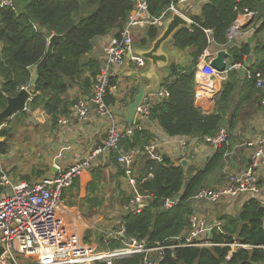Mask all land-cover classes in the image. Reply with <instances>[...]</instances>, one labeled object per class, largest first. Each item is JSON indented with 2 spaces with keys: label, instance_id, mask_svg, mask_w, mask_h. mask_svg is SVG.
<instances>
[{
  "label": "trees",
  "instance_id": "16d2710c",
  "mask_svg": "<svg viewBox=\"0 0 264 264\" xmlns=\"http://www.w3.org/2000/svg\"><path fill=\"white\" fill-rule=\"evenodd\" d=\"M170 4L171 0H150L152 16H161ZM133 8V0H15V7L0 9V111L6 107L9 96L31 86L33 68L45 56L49 38L53 34L62 36L33 88L28 110L8 121L7 127L1 128L0 124V156L11 151L16 133L26 130L30 112L43 109L53 124L58 125L59 118L69 115L77 100L70 98V91L78 87L82 93L90 92L100 65L92 57L94 40L118 34L128 22ZM245 9L256 13V21L264 18V3L260 0H209L200 15L190 16L193 21L191 27L182 28L173 37L171 49H191V52L187 63H177L172 59L162 72L163 84L170 95L154 107L152 118L169 137L215 136L226 127L229 141L243 106L254 100L257 107H261L264 91L257 88L254 80L246 74L242 77L236 70L223 82L222 91L212 108H201L196 102V69L204 50L210 45L205 30L213 31L215 44L226 45L228 29ZM161 32L160 27L147 26L136 38V47L149 49ZM259 32H264V23ZM227 50L230 64L244 65L255 54L256 60L250 70L264 74V40L255 46L247 40L239 47L227 46ZM139 90L133 91V97ZM153 138L151 132L141 128L124 144L127 148L139 146ZM230 148L229 144L217 148L203 168L175 166L168 156L161 163L147 162L143 173H153V177L145 181L141 189L154 194L156 200L142 214L126 218L128 236L155 244L169 243L170 238L182 234L188 226V217L193 213L192 197L206 187L215 171L223 168ZM1 169L0 162V172ZM107 170L103 166L93 172L86 195L79 200L86 216L96 214L105 206L114 181L118 180L121 188L123 172L120 169L116 173ZM80 190V181H76L69 192L78 199ZM179 193V204L171 210H163V202ZM77 202L71 205H78ZM221 219L224 234L216 230L212 234L217 245L167 250L165 264H263L264 208L261 203L251 200L238 215L225 214ZM235 241L250 247L230 254L231 247L224 244ZM110 246L115 248L119 243L114 242ZM140 261L141 257L135 256L118 260L115 264H140Z\"/></svg>",
  "mask_w": 264,
  "mask_h": 264
},
{
  "label": "built area",
  "instance_id": "2783aa9c",
  "mask_svg": "<svg viewBox=\"0 0 264 264\" xmlns=\"http://www.w3.org/2000/svg\"><path fill=\"white\" fill-rule=\"evenodd\" d=\"M260 1L264 3V0ZM189 2L190 0H171V4L161 16L154 17L150 12V0H133L134 8L124 28L107 39L103 47L104 59L100 62L99 73L89 94L75 101L71 113L61 116L58 120L61 128H67L73 122L84 123L93 117L99 118L105 124V136L101 144L93 147L85 157L76 158L69 165L60 168L59 172L48 173L34 182L16 181L12 173L2 167L0 247L4 245L5 250L0 255V264H115L118 260L135 256L141 257L140 264H165L167 250L217 245L212 234L215 230L224 234L223 222L205 214L200 208L188 217L186 230L170 238L169 243L149 244L146 239L139 240L128 236L126 226V218L129 215L142 214L145 208L156 200L154 194L141 189L142 184L153 177V173H143L147 162L161 163L168 156L173 165L179 166L182 160L187 158V148L193 143L203 140L215 152L217 148L228 143L229 133L224 127L215 136L179 139V145L184 148V155L178 159L169 154L170 147L174 144L172 137L159 140L154 135L153 140L129 148L124 144L125 140L132 139L138 129H146L147 124L155 121L152 118L154 107L170 95L169 89L162 83L158 91L146 93L137 106L140 124H130L126 121L124 113L135 97H127L125 89L115 83L114 79L127 63H132L136 71L144 70L148 66V61L135 52L136 29L147 26L162 28L173 13H178L193 23L185 9ZM13 7L15 0H0V9ZM255 15L256 13L248 9L238 15L227 31V44L220 46L222 50H227V46L239 47L242 37L248 34L242 26L241 17ZM205 32L210 44L214 43L213 31L207 29ZM209 48L204 50L196 69V102L199 107L210 108L209 105L221 93L223 82L231 72L239 68H243L248 78L256 82L257 88L264 91V74L250 70L254 62L244 65L228 62L226 71L219 73L211 66V60L217 54L212 53ZM203 64L207 70L202 68ZM260 112L264 122V97ZM7 122H3L1 128L7 127ZM241 146L252 151L246 169L230 173L222 187H204L197 191L191 199L195 207L201 204L210 207L232 203L240 196L251 195V198L260 202L264 208L263 189L260 185L264 172V133L246 140ZM110 164L115 165L116 172L117 169L123 172L131 193L121 200L123 219L116 227L104 232L100 249L84 242L77 223L67 221L61 206L63 197H66L65 194L72 189L76 181H80L81 185V178L85 175H91L92 180L94 171ZM180 197L179 193L168 198L163 202L162 209H173L179 204ZM114 242H118L119 246L111 248L110 245ZM224 245L231 247L230 254L238 249L250 247L236 241Z\"/></svg>",
  "mask_w": 264,
  "mask_h": 264
},
{
  "label": "crops",
  "instance_id": "0c3cea01",
  "mask_svg": "<svg viewBox=\"0 0 264 264\" xmlns=\"http://www.w3.org/2000/svg\"><path fill=\"white\" fill-rule=\"evenodd\" d=\"M209 0H190L187 5L186 13L190 17L191 15H200L203 6ZM256 15L252 24L245 30L248 34L242 37V42H248L255 46L260 40H264V32L260 33V27L264 23V18L260 21L255 20ZM250 17H241L242 26L247 24ZM145 28H137L135 32V38L139 37ZM110 36L98 37L94 40V48L92 52V57L102 62L104 59L103 47ZM168 52L170 54V61L174 59L177 63L185 64L190 58L189 54L191 49L187 50H177L175 48L171 49V42L167 45ZM212 53H216L222 48L212 43L209 46ZM2 46L0 45V51ZM255 54L248 58L246 64L255 62ZM134 65L132 63H127L115 77V83L119 84L127 92V97H133V91L137 88H142L148 86L150 81L146 78L130 77L127 75L128 72L134 71ZM147 66L144 70L148 69ZM143 71V70H141ZM141 71H138L139 73ZM163 69L158 70V74H162ZM246 74V73H245ZM241 75L242 77L245 75ZM161 82L163 83V74L161 76ZM2 86V80L0 79V90ZM87 93H82L80 88H73L69 96L71 99H79L83 96L88 95ZM76 100V101H77ZM214 102L209 105L212 108ZM209 108V109H210ZM248 110H247V109ZM244 115L240 114V119L234 130V135L230 137L227 144L231 146L226 158L224 160V166L222 169L215 171L206 182V188L222 187L226 183L227 176L233 172H240L246 169L250 163L252 151L249 148L241 146L246 140H250L256 135L264 133V122L262 121V116L260 108L257 107L254 100L250 104L243 106L245 110ZM28 110V109H27ZM26 130L20 133H16L14 138V146L7 155L0 157V162L2 167L8 169L16 181H36L41 177L49 174L59 172V169L65 167L71 163L72 160L76 158H82L87 155L88 152L92 150L93 147L102 143L105 136V124L99 120L97 117L91 118L89 121L84 123L73 122L67 128H61L59 125H55L52 119L43 109H37L30 112V118L26 120ZM39 126L43 128L45 133L43 145L45 152H40V145L36 143L32 147L30 146L29 139L33 138V133H28L27 131L32 127ZM25 129V128H23ZM146 130L155 135L159 140L169 137L165 134L158 122L152 121L146 125ZM27 132V136L25 135ZM25 135V136H24ZM39 135V134H38ZM24 137L23 141L20 139ZM198 137V136H193ZM189 137V138H193ZM185 137L173 138L174 144L171 145V150L169 154L172 158L178 159L184 155V148H182L177 142L179 139ZM27 139V140H26ZM189 154L185 158L188 166L195 168H203L207 162L216 153L215 150L203 140L196 144L190 145L188 148ZM29 152H37L36 161L34 155L29 154ZM184 160V159H183ZM91 180V175H85L81 178V191L85 193L86 186ZM261 188L263 189L264 196V172L261 176L260 181ZM251 195L240 196L232 203L219 204L216 206L206 207L204 204L201 206H194L193 212L200 208L205 214L210 215L212 218L222 221L221 217L225 214L227 215H238L241 208L244 205H248L251 200ZM63 213L66 219L74 220L76 217L80 219L78 213L73 212L69 207H63ZM71 211V212H69ZM212 220V219H211ZM223 222V221H222ZM264 264V263H263Z\"/></svg>",
  "mask_w": 264,
  "mask_h": 264
},
{
  "label": "water",
  "instance_id": "95a60500",
  "mask_svg": "<svg viewBox=\"0 0 264 264\" xmlns=\"http://www.w3.org/2000/svg\"><path fill=\"white\" fill-rule=\"evenodd\" d=\"M254 16L250 17L247 24L243 25L244 29H247L253 22ZM192 22L190 19L178 14L173 13L163 24L162 32L160 36L153 42L149 49H140L135 47V52L141 55L148 61L149 68L141 71L140 73L136 70L128 72L127 75L130 77L146 78L150 81L148 86L140 88L136 94L133 102H131L124 113L126 121L130 124H140L141 120L137 114V106L143 99L146 93L152 91H158L162 85L161 76L158 74V70L165 69L170 64V54L167 49V45L172 42L175 34L182 28H190ZM62 36L53 34L48 40V48L43 59L33 68L31 86L23 87L15 96H9L7 98L6 107L0 111V124L5 121L12 120L18 113L24 112L28 109L29 103L32 101L33 88L41 75L48 59L54 54L55 46L61 41ZM230 60V53L228 50H220L217 52L215 58L211 60V66L219 73H224L227 69L228 62ZM236 71L244 73L243 68H239ZM179 144V142H177ZM188 161L182 160V165L187 167ZM211 234V232H210ZM5 246L0 247V255L4 252Z\"/></svg>",
  "mask_w": 264,
  "mask_h": 264
},
{
  "label": "rangeland",
  "instance_id": "374dc122",
  "mask_svg": "<svg viewBox=\"0 0 264 264\" xmlns=\"http://www.w3.org/2000/svg\"><path fill=\"white\" fill-rule=\"evenodd\" d=\"M246 109L242 110V115H244L245 112H247ZM43 131H44L43 128L39 126L36 127L33 126L31 129L27 131L30 134L33 133L34 135H36L33 136V138H30L29 141L27 142H29L31 147L36 143H38L41 147L40 148L41 153L45 152V149L43 147V145L45 144L44 142L45 133ZM27 132L25 134L26 136H27ZM24 139L25 138L22 137L20 141H23ZM36 153L37 152L34 153L29 152V154L32 155ZM33 157H35V161H36V155H34ZM106 167L108 168L107 172L112 171L113 173H116L114 164H110L108 166L106 165ZM120 184H121V188H119L118 180L112 183V185L109 188L110 191L107 195L105 206L92 216H86L84 214V211H82L81 206L79 205L80 204L79 200L85 197L86 192L84 193L80 190L78 199H76V197H72L71 192H67L66 197H63L62 206H61L62 210H64L63 207H69L73 210V212L78 213L80 215V219L76 217V219L71 221L77 223L79 232L82 234V238L85 243L93 245L96 248L102 249L101 240H102V236H104V232H106L110 228L116 227L117 224L123 219L124 213L121 209V200L123 197L130 195L131 188L129 187L125 178L120 179ZM76 201H78L77 202L78 205L72 206L71 203ZM67 221L70 220L67 219ZM102 231H103V235H102ZM26 263H28V261H26Z\"/></svg>",
  "mask_w": 264,
  "mask_h": 264
},
{
  "label": "bare ground",
  "instance_id": "6f19581e",
  "mask_svg": "<svg viewBox=\"0 0 264 264\" xmlns=\"http://www.w3.org/2000/svg\"><path fill=\"white\" fill-rule=\"evenodd\" d=\"M202 68H204V70H207L208 68L206 67L205 64L202 65ZM212 71V70H211ZM93 222V221H92ZM88 224H91V223H88ZM93 224V223H92Z\"/></svg>",
  "mask_w": 264,
  "mask_h": 264
}]
</instances>
